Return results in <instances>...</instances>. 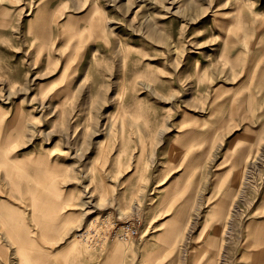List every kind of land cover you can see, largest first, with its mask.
Returning a JSON list of instances; mask_svg holds the SVG:
<instances>
[{
	"label": "rangeland",
	"instance_id": "1",
	"mask_svg": "<svg viewBox=\"0 0 264 264\" xmlns=\"http://www.w3.org/2000/svg\"><path fill=\"white\" fill-rule=\"evenodd\" d=\"M95 2L91 25L55 43L58 57L48 70L44 59L41 73L31 70L35 65L38 70L39 59H11L10 65L9 58L0 59L8 70L0 72V104L25 113L19 158L46 157L59 174L60 192L74 194L78 213L62 245L28 251L59 264L54 259L64 248L97 264L117 246L120 264H196L200 256L192 241L200 219H168L157 211L168 195L164 185L177 172L170 163L178 159L169 149L179 142L180 116L208 112V93L227 51L228 21L256 13L264 0ZM17 62L27 65V74L18 73ZM40 83L42 91L35 89ZM250 163L225 241L240 240L246 204L240 198L246 191L248 202L253 200L264 182V161ZM19 173L34 177L35 168ZM10 178L0 179V197L10 195ZM133 217L139 219L135 237L96 243ZM176 222L182 230L173 239L178 245H158L170 240ZM2 227L0 220V264H16L23 239ZM85 230L88 242L79 236ZM237 246L222 245L217 264H232Z\"/></svg>",
	"mask_w": 264,
	"mask_h": 264
},
{
	"label": "crops",
	"instance_id": "2",
	"mask_svg": "<svg viewBox=\"0 0 264 264\" xmlns=\"http://www.w3.org/2000/svg\"><path fill=\"white\" fill-rule=\"evenodd\" d=\"M94 4L95 0H0V59L9 58L8 65L11 59H39L38 70L36 65L31 69L34 73L42 72L44 59L48 70L58 57L55 43L69 40L76 27L90 26ZM227 24V51L208 93V112L202 116L187 110L180 116L179 142L169 149L178 159L170 163L177 172L164 185L168 195L157 211L168 219H200L192 241L200 256L196 264H217L222 245H238L232 264H264V182L253 200L248 202L246 191L240 198L246 202L241 209L245 218L240 240H224L233 208L246 188L248 165L253 159L264 161V7ZM27 43L30 50L25 48ZM25 67L17 62L18 73L27 74ZM5 68L0 61L2 74L8 72ZM43 85L35 89L42 91ZM24 120L23 110L9 112L0 104V179L11 177L10 195L0 197L1 231L13 237L21 234L16 264H48L28 249L62 245L78 213L74 194L60 192L59 174H53L46 157L36 154L35 162L28 156L19 158ZM28 167L35 168L34 177L20 176L19 171ZM26 218L32 222L25 224ZM179 222L168 232L170 240L158 245H178ZM33 230L40 241L33 237ZM117 250V246L108 248L97 264H120ZM70 252L62 248L54 260L91 264L90 258Z\"/></svg>",
	"mask_w": 264,
	"mask_h": 264
},
{
	"label": "built area",
	"instance_id": "3",
	"mask_svg": "<svg viewBox=\"0 0 264 264\" xmlns=\"http://www.w3.org/2000/svg\"><path fill=\"white\" fill-rule=\"evenodd\" d=\"M138 227H139V219L137 217H133L130 221L126 222L124 225L116 228L115 231L111 232L110 234L103 235V237L97 239L96 243L97 244L105 243L109 239L110 240L118 239L121 241H127L131 237H135L138 234ZM85 231L81 233L84 234V236H80L81 234L79 235L83 241H87L88 239V230Z\"/></svg>",
	"mask_w": 264,
	"mask_h": 264
},
{
	"label": "bare ground",
	"instance_id": "4",
	"mask_svg": "<svg viewBox=\"0 0 264 264\" xmlns=\"http://www.w3.org/2000/svg\"><path fill=\"white\" fill-rule=\"evenodd\" d=\"M95 219H96V218H95ZM95 222H96V221H95ZM90 226H91V223H90ZM90 226H89V227H90ZM85 232H86V231H85ZM80 236H84V234H81ZM70 242H71V241H70ZM75 246H76V244H75ZM75 246H74V247H75ZM120 246H121V245H120ZM77 247H78V246H77ZM121 248H122V247H121ZM79 250H80V249H79ZM81 250H82V249H81Z\"/></svg>",
	"mask_w": 264,
	"mask_h": 264
}]
</instances>
